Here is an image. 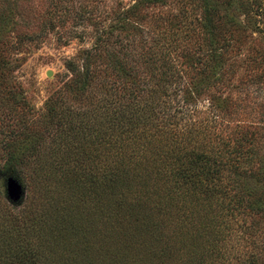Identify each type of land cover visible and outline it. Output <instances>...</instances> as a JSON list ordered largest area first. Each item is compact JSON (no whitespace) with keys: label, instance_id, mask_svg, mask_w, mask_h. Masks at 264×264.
I'll list each match as a JSON object with an SVG mask.
<instances>
[{"label":"trees","instance_id":"trees-1","mask_svg":"<svg viewBox=\"0 0 264 264\" xmlns=\"http://www.w3.org/2000/svg\"><path fill=\"white\" fill-rule=\"evenodd\" d=\"M66 65L40 129L0 110V264H264V0L110 6Z\"/></svg>","mask_w":264,"mask_h":264},{"label":"rangeland","instance_id":"rangeland-1","mask_svg":"<svg viewBox=\"0 0 264 264\" xmlns=\"http://www.w3.org/2000/svg\"><path fill=\"white\" fill-rule=\"evenodd\" d=\"M115 1L0 0V110L18 113L31 130L40 129L45 102L65 90L71 75L66 61L89 48L97 20H103L110 6L131 2ZM246 104L256 109L249 100ZM238 105L239 110L244 102ZM237 118L242 117L233 116ZM19 174L0 159V202L21 203L37 197L31 180ZM7 177L20 184L17 199L6 192Z\"/></svg>","mask_w":264,"mask_h":264},{"label":"water","instance_id":"water-1","mask_svg":"<svg viewBox=\"0 0 264 264\" xmlns=\"http://www.w3.org/2000/svg\"><path fill=\"white\" fill-rule=\"evenodd\" d=\"M46 74H49V71H46ZM5 189L11 199H17L21 192L20 184L12 177H7L5 181Z\"/></svg>","mask_w":264,"mask_h":264}]
</instances>
